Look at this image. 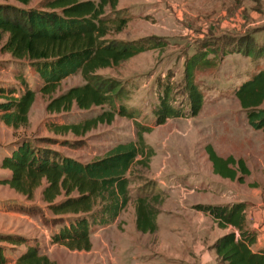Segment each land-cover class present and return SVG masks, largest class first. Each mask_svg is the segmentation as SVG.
Returning <instances> with one entry per match:
<instances>
[{
	"label": "rangeland",
	"instance_id": "374dc122",
	"mask_svg": "<svg viewBox=\"0 0 264 264\" xmlns=\"http://www.w3.org/2000/svg\"><path fill=\"white\" fill-rule=\"evenodd\" d=\"M42 1L31 0L21 6L14 0H0V4L28 9ZM117 10L127 18V25L109 39L151 40L147 42L160 46L97 73L130 90L124 105L132 117L116 115L110 124H99L80 138L52 134L47 131L52 118L55 122L79 123L108 107L95 108L89 116L75 108L66 115H49L46 105L50 99L83 85L81 75L63 79L55 93L43 95L39 92L42 80L29 63L0 50V86L11 84L18 91L27 87L36 92L25 127L13 129L0 121V164L13 145L26 140L36 148H48L87 163L101 158L118 143L135 141L139 126H144L151 128L142 136L154 151L149 168L134 165L127 207L112 224L91 228L88 252L51 243V235L63 222L57 224L58 217L41 201L44 184L28 201L0 182V233L25 238L55 264H216L210 245L232 229H220L203 213L204 217H199L194 206L245 203L246 228L257 234L258 246L264 245V133L248 124L233 96L235 88L264 69V0H119ZM107 15L113 18L109 11ZM193 56L210 60L193 75L204 96L200 113L155 126L151 108L163 85H171L175 106L184 105V67ZM45 138L75 144L63 147L43 142ZM207 145L222 159L233 157L244 162L248 174L241 183L212 173ZM9 174L0 165V178ZM157 195L161 200L155 206L159 212L157 231L142 234L135 227V201ZM71 218L63 221L70 222ZM180 239L189 245L188 252L203 249L205 255L197 256L198 262L186 261ZM15 250L6 251L8 264H15Z\"/></svg>",
	"mask_w": 264,
	"mask_h": 264
},
{
	"label": "trees",
	"instance_id": "16d2710c",
	"mask_svg": "<svg viewBox=\"0 0 264 264\" xmlns=\"http://www.w3.org/2000/svg\"><path fill=\"white\" fill-rule=\"evenodd\" d=\"M14 1L27 6L31 0ZM118 2L44 0L37 7L28 9L0 4V43L4 40L0 50L17 61L29 63L42 80L41 94L51 96L61 81L72 75L80 74L84 81L83 85L71 87L51 98L46 105L49 115H66L75 108L89 113V116L95 108L108 107L79 123L55 122L52 118L47 131L56 136L80 138L99 124H110L116 115L132 117L124 105L130 99V90L97 73L118 67L160 46L147 42L151 40L125 42L108 38L120 33L127 25V18L117 10ZM107 11L113 14V18L107 15ZM209 61L205 57L193 56L186 62L183 106H175L169 83L159 89L157 103L151 108L155 126L163 125L168 119L194 118L200 113L204 96L193 75L196 69L209 65ZM35 96L36 92L27 87L18 91L11 84L0 86V121L13 129L25 127ZM233 96L245 112L248 124L264 133V109L261 108L264 103V69L235 88ZM150 129L139 126L135 141L118 143L101 158L87 163L48 148H36L27 140L19 141L1 160L2 169L10 172L1 184L28 201L44 184L41 201L53 216L58 217L57 224L63 222L51 235V243L70 251L88 252L91 249V228L112 224L127 207L134 165L149 168L154 151L145 143L142 134ZM42 141L63 147L75 144L74 141L48 138ZM205 149L214 175L241 183L243 176L248 174L241 159H222L210 145ZM159 203L158 195L136 199L135 227L138 232L154 234L157 231L159 212L155 206ZM194 209L212 218L220 229H232L212 245L216 264H264V248L252 250L257 234L246 228L245 203L196 205ZM70 217V222L63 221ZM19 246H24V250L15 248ZM10 249H18L15 250V264H55L25 238L0 233V264H8L6 251Z\"/></svg>",
	"mask_w": 264,
	"mask_h": 264
},
{
	"label": "crops",
	"instance_id": "0c3cea01",
	"mask_svg": "<svg viewBox=\"0 0 264 264\" xmlns=\"http://www.w3.org/2000/svg\"><path fill=\"white\" fill-rule=\"evenodd\" d=\"M5 177H8V176H5ZM5 177H2V178H0V182H1V180L3 179V178H5ZM199 217H204V215H202L201 213H199ZM206 217L207 218H210V217H208L207 215H206ZM212 219V218H211ZM213 220V219H212ZM187 229L188 230H190V227H188L187 226ZM258 242V240L256 241V243ZM254 244L253 246H252V250H254V251H256V250H258V249H260V248H262V247H264V245H261V246H258L257 244ZM180 247H181V252L183 253V255H184V259L186 260V261H188V262H191V263H194V262H198V260H197V256H200V257H203L204 255H205V253H204V250L203 249H196V250H193L192 252H188V250H187V248L186 247H189V245H187L185 242H184V239H180ZM213 244V243H212ZM212 244L210 245V248L212 249ZM173 245H175V244H173ZM179 245V244H178ZM177 245V246H178ZM176 246V245H175ZM213 250V249H212ZM214 251V250H213ZM195 252V253H194ZM215 253V252H214ZM215 255V254H214ZM177 256V255H176ZM175 256V257H176ZM217 259H216V255H215V261H216Z\"/></svg>",
	"mask_w": 264,
	"mask_h": 264
}]
</instances>
